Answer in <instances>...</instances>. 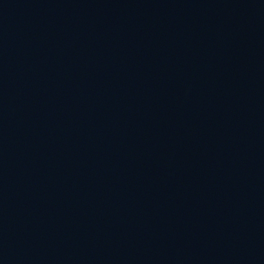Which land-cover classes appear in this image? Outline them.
Segmentation results:
<instances>
[{
	"label": "water",
	"instance_id": "1",
	"mask_svg": "<svg viewBox=\"0 0 264 264\" xmlns=\"http://www.w3.org/2000/svg\"><path fill=\"white\" fill-rule=\"evenodd\" d=\"M0 264H264V0H0Z\"/></svg>",
	"mask_w": 264,
	"mask_h": 264
}]
</instances>
